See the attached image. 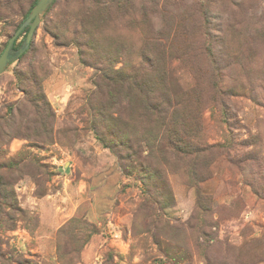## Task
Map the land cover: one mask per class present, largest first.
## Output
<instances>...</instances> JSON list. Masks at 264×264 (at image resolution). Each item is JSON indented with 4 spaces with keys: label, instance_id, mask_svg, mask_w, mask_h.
I'll use <instances>...</instances> for the list:
<instances>
[{
    "label": "rangeland",
    "instance_id": "374dc122",
    "mask_svg": "<svg viewBox=\"0 0 264 264\" xmlns=\"http://www.w3.org/2000/svg\"><path fill=\"white\" fill-rule=\"evenodd\" d=\"M31 1L0 0V54ZM133 79L195 147L222 144L200 181ZM131 162L163 173L158 203ZM0 175V264H264V0H59L0 74Z\"/></svg>",
    "mask_w": 264,
    "mask_h": 264
},
{
    "label": "trees",
    "instance_id": "16d2710c",
    "mask_svg": "<svg viewBox=\"0 0 264 264\" xmlns=\"http://www.w3.org/2000/svg\"><path fill=\"white\" fill-rule=\"evenodd\" d=\"M16 1H18V0H16ZM58 1L59 0H55V2L52 4V6L46 12L51 10L52 7H54ZM37 2H38V0H32L31 1L30 6L23 13L21 20L14 25L13 33L27 19L31 10L37 4ZM29 29H30L29 26L26 27L25 30L16 39L15 45H14V47L16 49L22 45L24 39L27 36ZM33 39H34V37H33ZM33 39L30 43L29 48L15 61H20L26 54H28V52L32 48ZM213 42H214V40H212V37H210V43L212 45H213ZM208 49H211V47L209 46ZM219 67H220L219 70H221L222 67H221L220 61H219ZM113 79H117L116 81H114L115 84H120V83H123L124 81H126V78H124L122 75H118V74H116ZM131 86L132 87H131L130 92H134L136 94V96H137L136 100H139L142 103L143 108L145 109L147 114H151V121L153 123L154 122L157 124L159 123L160 127L165 128L163 130V133H164L163 137L166 139L165 143H166L167 147L170 148L171 150H173L174 152H176L178 155H180V156L182 155L183 157L191 160L190 168L187 171L190 172V177L192 179H194L197 182L200 181L199 175L197 174V172H198L197 170H199L201 167L200 158L202 156L205 159L207 157L210 158L214 151H216L218 149L220 150V148H222V146H221L222 144L221 145L220 144H207V145L202 146L200 148L195 147L193 139H191L190 137H187V136L184 137L179 131H177V130L174 131L173 129H171V124L173 123V121L175 119L174 115H171L172 113H170V112L168 113L165 109H163L160 102L153 101V99L150 96V93L145 90L144 86L142 85L141 82H139V80L132 81ZM135 90H137L138 93ZM46 105L48 106V104H46ZM46 109L48 110V112L51 113V111L49 110L50 109L49 106ZM52 114H53V112H52ZM166 119H169L168 122L166 121ZM227 119H228V117L226 115L225 120H227ZM131 121L133 123L132 125H136L133 122V119ZM94 133L97 135V138L103 143V145L105 147H107L113 151V153L117 156L118 161L119 160L120 161H128V160L131 161L132 160L133 155L131 156V152L129 155H127V157H125L119 151L120 146L118 145V143L122 144L121 141L118 142V140H113L112 138L108 139L107 136L104 137L101 134V132L99 133V130L96 128H94ZM124 142L125 141L123 140V143ZM126 148L134 151L132 149V143L129 139H127ZM134 153H135V151H134ZM12 163L13 162H11V164ZM18 164H19V162H18ZM4 165L7 166L6 164H4ZM124 169L128 175H133L134 172L137 171L138 178H139L140 182L142 183L143 194L147 196V198L149 199L150 202L151 201L154 203L159 202L156 198L155 190L159 189L161 184H163V191H162L163 196H164V191L166 189L169 190L167 180L163 176V173L158 169L152 170V169L148 168L146 166V164L143 162H137V163L131 162L130 167L127 168L125 166ZM160 178L162 179L163 183L161 182ZM6 185L7 184L5 182V179L3 178V176L0 175V210L4 207V205H7L9 208H16V205L12 202V197L14 198L15 196H13V194L8 191V188ZM154 187H155V190H154ZM198 198L200 199L201 195H199ZM200 203L201 202L198 201V205H200ZM198 205H197V207H199ZM17 208L20 209L19 206H17ZM196 212L197 213L195 214V217H194L195 220H197L201 214V207H199V209ZM196 226H197V224H196ZM96 232H97V228H95L94 226H91L89 233L93 234ZM74 235H75V232L72 231L69 233V236H67V237H69V239L75 240ZM84 243H86V242H84ZM84 243H83V245H84ZM81 245H82V242L79 246H76V245L73 246V249H78ZM64 246L67 247V242L64 244ZM59 248L63 250V245L59 244Z\"/></svg>",
    "mask_w": 264,
    "mask_h": 264
},
{
    "label": "water",
    "instance_id": "95a60500",
    "mask_svg": "<svg viewBox=\"0 0 264 264\" xmlns=\"http://www.w3.org/2000/svg\"><path fill=\"white\" fill-rule=\"evenodd\" d=\"M55 0H38L37 4L31 10L27 19L20 25V27L11 35L8 44L3 52L0 54V74L3 73L7 66L18 59L30 46V43L36 33V30L41 23L42 15L52 6ZM30 27L26 38L19 48H15V41L18 36Z\"/></svg>",
    "mask_w": 264,
    "mask_h": 264
}]
</instances>
